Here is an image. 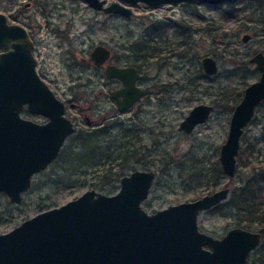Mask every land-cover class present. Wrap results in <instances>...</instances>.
I'll use <instances>...</instances> for the list:
<instances>
[{
  "label": "rangeland",
  "instance_id": "obj_1",
  "mask_svg": "<svg viewBox=\"0 0 264 264\" xmlns=\"http://www.w3.org/2000/svg\"><path fill=\"white\" fill-rule=\"evenodd\" d=\"M44 2L48 3L47 11L53 13L52 22L60 21L62 30L70 29L69 39L62 41L53 34L49 37L50 30L46 31L43 23L47 42L42 50L48 54L45 57L50 69L46 74L57 94L64 99H72V93L78 94L76 107L68 108V115L79 120L77 129L87 127L78 108L87 105L82 99L87 78L90 76L96 87L103 83L102 75L97 76L96 69L81 60L88 58L95 45H108L115 60L123 65L133 63L136 53H146L149 65L143 68V74L149 92L135 109L111 116L117 118V124L109 128V134L100 137L102 142L95 160L82 166L81 172H71L69 167L74 168L77 163L67 151L64 158H58L32 177L31 187L23 193L21 203L10 202L0 192V233L89 189L115 194L120 179L110 181L111 176L103 177L106 167H113L123 176L136 169L156 172L154 184L143 202L149 213L193 201L222 187H229L232 194L252 177L253 171L264 179V102L244 128L234 176L222 172L217 178L213 171L219 162L220 147L227 138L233 110L244 89L260 76L249 59L258 51L264 52V2L231 0L209 4L196 0L158 6L141 2L128 6L133 11L130 17L94 10L85 0ZM50 2L56 4L52 6ZM12 3L0 0V11L6 13ZM33 13L42 18L38 10ZM244 34H250L251 39L243 41ZM145 45L150 47L141 53L138 49ZM67 50L73 52L75 58L70 60L78 65L63 66L62 54ZM204 56L217 61V73L205 74L201 63ZM137 63L141 64L142 60ZM200 103L213 105V112L205 123L187 133L180 123ZM93 106L92 115L98 118L111 110L113 104L106 96L95 100ZM68 145L66 142L64 148ZM90 152L86 150V154ZM235 216V211L226 207L204 211L199 228L222 238L231 228L239 226ZM260 250L251 254L247 264L260 262Z\"/></svg>",
  "mask_w": 264,
  "mask_h": 264
},
{
  "label": "water",
  "instance_id": "obj_2",
  "mask_svg": "<svg viewBox=\"0 0 264 264\" xmlns=\"http://www.w3.org/2000/svg\"><path fill=\"white\" fill-rule=\"evenodd\" d=\"M106 14L130 16L132 10L119 2L85 0ZM149 5L196 0H120ZM218 4L231 0H201ZM243 35V41L250 39ZM32 42L19 25L8 24L0 12V192L12 203L22 201V193L31 186L32 177L57 158L67 137L75 131L65 114V104L56 97L35 70ZM108 47L98 45L91 59L102 65L110 59ZM250 63L259 71V79L245 89L231 115L227 138L220 147L219 164L231 177L237 169V156L244 128L264 102V52L253 54ZM207 75L217 73V61L202 58ZM107 78H118L123 86L112 92L120 111L144 94L136 85L139 74L132 67L107 64ZM41 114L45 123L21 117L24 105ZM213 106L200 103L190 109L180 123L189 133L205 123ZM156 172L135 170L120 179L119 190L112 195L89 189L75 199L41 211L0 233V264H246L260 245L262 234L242 227L231 228L222 238L199 228L204 211L225 202L231 189L220 188L193 201L170 205L149 213L147 199ZM208 245L210 248H204Z\"/></svg>",
  "mask_w": 264,
  "mask_h": 264
},
{
  "label": "flooded vegetation",
  "instance_id": "obj_3",
  "mask_svg": "<svg viewBox=\"0 0 264 264\" xmlns=\"http://www.w3.org/2000/svg\"><path fill=\"white\" fill-rule=\"evenodd\" d=\"M9 1H13L11 7H8L7 8L6 13L2 12V13H4L6 15L7 23L8 24H16V25H19V26H21L26 31L29 39L32 42L31 52H32V55H33L34 60H35V70H36L37 74L39 75V77L42 80H44L48 84V86L50 87V89L55 93L56 97L58 99H60L65 104V114L64 115L67 118L71 119L72 122H73V124H74V126H75V131L71 135H69L67 137L65 143L66 142H69V144H70L71 137H75L79 133H83L82 134L83 136L84 135L91 136L92 134H95V133L100 132V131L101 132H108V134H109V128H111L112 126H115L117 124V122L115 121V119H117V118H115V119L113 118L112 119L111 116L116 117V114L125 113V112H128V111H131V110L135 109L142 102V99L147 96V94L149 92V88L144 85V83H145L144 81H145L146 78H145V75L143 74V71H144L143 68H146L149 65L148 61L146 60L147 54L144 53L142 55L140 53H136L135 54V58H133V59H135V60H133V63H131V64L128 63V64H124L123 65V64L119 63V60H117V59L115 60L114 52H113V50L108 45H105V44H97V45H95L90 50L89 55H88V58L81 57V60L88 67L95 68L96 69V75L97 76L102 75L103 83L102 84H99V87H96L95 86L96 83L93 82L94 80L90 76L87 78V81H86V83L84 85L85 92L82 94L83 95L82 96V99L84 98V100H85V102H86L87 105H86V107H80V106H78V108H79V115L82 116L83 122H84V124L87 127L84 128L83 130L77 129L78 128V124H79V120L76 117L72 118V117H70L68 115V108H71V107L72 108H75L76 107V103L75 102L79 98L78 97V94L72 93L73 94L72 99H64V98H61L57 94V91L55 90V88L52 87L53 81L51 80V78H48V76L46 74V72L50 69V67L48 65L47 58L45 57V56L48 57V54H45L44 51L42 50V47H44L45 43L47 42V40L43 36V28H42L43 27V23H45L46 26H47V28L45 30L46 31L47 30H50V33H47L49 37H50V34H53L54 37H57L59 40H62V41L65 40V39L66 40L69 39V36L71 34V33H69L70 32V29L62 30V28L60 26V24H61L60 21H58V24H55L54 22H52L55 18L52 17L53 16V13L52 12H48L47 11L48 10V3L47 2H44L45 0H20V1L19 0H9ZM14 1H15V3H14ZM112 2H119V3H121L122 5H124L126 7L131 6V5H136L138 3H141V2H137L135 4H130V3L122 2L120 0H106L105 4L108 5V4L112 3ZM143 3H145V2H143ZM49 4L53 6L54 4H56V2H50ZM165 4H170V3L157 4V5H151V6H158V5H165ZM147 5H149V4H147ZM57 6L58 5H56L55 7H57ZM49 7H51V6H49ZM89 7L92 8L90 5H89ZM128 8H130V7H128ZM30 9H32L35 12L38 10V13H40V15H42V18L40 19L38 16H35L34 13H33V11L30 10ZM92 9H94V8H92ZM94 10H96V9H94ZM97 11H101V10H97ZM110 14H119V13H110ZM132 14H133V11H132L131 15ZM119 15H122V14H119ZM122 16H125V15H122ZM130 16H125V17H130ZM42 19H44L45 21L42 22ZM68 23H69V21H68ZM151 34H154V31ZM251 37H250V39H251ZM68 43H69V41H68ZM68 45H69V47H72L73 46L71 44H68ZM98 45L106 46L111 51L110 59L106 63H104L102 65L95 64V62L91 59V53H92L93 49L96 46H98ZM149 47H150V45H145L144 47H141L138 50H140V52L142 53V51H143L144 48H147L148 49ZM71 50H73V49H71ZM5 51H7L6 48H1L0 49V54L2 52H5ZM73 57L75 58L73 52H70V50H67V51L63 52V54H62V61H61V62H63V66L64 67H70V66H74L75 64L78 65V63H75L74 60H72V61L70 60ZM138 60H142V63L141 64H138L137 63ZM69 62H72V63L69 64ZM107 64H115V65L120 66V67H132L139 74V78L136 81V85L144 90V94L133 104L132 107H130L127 110L120 111L119 108H118V104H117L116 100L111 95L113 91H116V90L120 89L123 86V83L118 78H107L106 77L105 72H106V66H107ZM106 96L111 99L113 106L111 107V110L107 111V113H104V114L100 115L98 118H95L92 115V111L93 112L95 111L94 106H93L94 105V102H95V100L98 101L100 97H106ZM213 109H214V106H213ZM112 112L115 113V115H109ZM21 117L24 118V119H28V120L34 121L36 123H40V124L45 123L48 120L45 116H43L41 114H36V113L30 112L28 110L27 104L24 105V107H23V109L21 111ZM109 117L111 118V121H109ZM38 118H43L44 121H38ZM250 122H249V124H250ZM105 135H107V134H105ZM105 135H103V136H105ZM95 140H97V139H95ZM98 141H99L98 143H99V146H100V143L102 142V139H100ZM65 143H64L62 149L60 150L59 155L57 156V158L55 160H57L59 158L62 150L64 149ZM55 160H53L51 163H53ZM136 170H138V169H136ZM121 177H120V179H121ZM31 184H32V182H31ZM218 189H220V188H218ZM25 192H23V193H25ZM23 193H22V200H23ZM230 194H231V192H230ZM230 194H229V197H230ZM229 197H228V199H229ZM8 199H9V197H8ZM228 199L225 202H227ZM225 202H223V203H225ZM223 203H221V204H223ZM15 204H19V203H15ZM238 227H241V226H238ZM242 228H244V227H242ZM246 229H248V228H246ZM249 230H253V229H249ZM253 231L260 232L262 234V240H263V233L259 229H257V230L254 229ZM262 240L260 242V245L262 244ZM259 246L257 248H259ZM204 248H208L209 249L210 247L208 245H204ZM257 248L253 252H255L257 250ZM250 256H249V258H250ZM248 261H249V259H248Z\"/></svg>",
  "mask_w": 264,
  "mask_h": 264
},
{
  "label": "trees",
  "instance_id": "obj_4",
  "mask_svg": "<svg viewBox=\"0 0 264 264\" xmlns=\"http://www.w3.org/2000/svg\"><path fill=\"white\" fill-rule=\"evenodd\" d=\"M257 1L264 2V0ZM249 19L253 20L251 16ZM82 134L83 133H79L75 137H71L70 144L62 150L59 156L60 159L64 158L65 153L68 151V154H70L72 159L76 161V168L69 167L71 172H81L82 166L93 163L91 161L95 160L100 149L98 140H100V136L108 134V132L100 131L92 134L91 136H83ZM76 143H79V145L76 146ZM86 150H91L90 154H86ZM213 171L216 173L217 178H219V176L222 174V169L219 162L215 164ZM104 172L105 174L103 177H112L110 181H117L121 176H123L122 173L114 171L113 167L104 168ZM251 176L252 177L247 182H245L242 187H237L233 193L230 194L229 200L227 202L218 205L213 209L217 210L218 208L226 207L234 210L237 225L248 229L259 228V230L264 235V187L261 186L262 183H264L262 182L264 179L260 178L255 171L251 173ZM259 248H261V250L259 253L260 262H258V264H264V245L261 244ZM259 248H257V250Z\"/></svg>",
  "mask_w": 264,
  "mask_h": 264
}]
</instances>
